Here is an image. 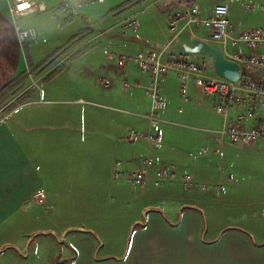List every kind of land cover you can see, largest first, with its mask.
Instances as JSON below:
<instances>
[{"label":"crops","instance_id":"obj_1","mask_svg":"<svg viewBox=\"0 0 264 264\" xmlns=\"http://www.w3.org/2000/svg\"><path fill=\"white\" fill-rule=\"evenodd\" d=\"M49 1L37 0L43 8L48 7ZM198 1L205 9L212 2ZM227 1L233 27L264 26V0ZM146 2L128 17L98 19L109 24L95 26L101 29L100 35L109 33L106 30L112 25L114 31L106 34L110 37L106 41L115 46H91L75 58L64 59L61 70L46 79L58 63L49 66L41 76L27 82L35 84L29 95L0 119V264L264 261V254L245 241L244 236H248L242 227L220 234L213 233V228L206 229V209L197 194L190 205L182 199L185 194L174 192L182 189L161 187L152 181L136 186L117 174L119 169L135 167L139 159L148 155L156 157L155 167L161 164L162 155L172 154L176 139L180 138L173 133L176 126L196 130L204 144L206 134L208 142L216 139L215 131L239 113L244 114L246 126L264 123L257 112L258 103L264 106L261 98L248 105H229L225 115L219 114L214 98L204 95L192 81L185 88L179 74L170 71L161 82L165 108L158 129L163 135V146L156 149L146 139L134 143L122 139L130 129L147 130L143 114L151 106L142 86H126L124 82L147 84L150 73L142 72L132 61L118 63L114 55L134 53L145 46L157 48L158 44L168 45L176 39L207 37V30L200 26L183 28L179 33L171 31L167 16L172 5L163 0ZM67 4L73 5L69 1ZM10 5L11 0H0V93L50 54L40 53L32 43L25 46L19 35L25 29L19 23L22 17L15 21ZM148 8L147 25L140 28L139 15ZM132 16L138 18L136 27L127 25ZM122 27L123 31H117ZM215 45L229 58L238 51L249 52L245 46ZM75 48L68 52L79 50ZM73 67L81 69L78 75H63ZM254 72L257 77L264 74ZM210 113L218 115L220 121L210 119ZM235 181H231L228 190L237 189ZM202 229L204 234L200 235ZM230 232L233 233L229 235ZM228 238L250 250V255L232 248L225 250L223 243Z\"/></svg>","mask_w":264,"mask_h":264},{"label":"rangeland","instance_id":"obj_2","mask_svg":"<svg viewBox=\"0 0 264 264\" xmlns=\"http://www.w3.org/2000/svg\"><path fill=\"white\" fill-rule=\"evenodd\" d=\"M146 1L105 0L89 2L87 6L73 4L69 7L68 4L63 5L64 0H61L62 5L61 2L59 4L50 0L47 8L23 16L19 20L20 26L29 31V36L23 39L25 46L28 48L32 43L40 53L50 52V54L16 77L0 93V119L8 116L17 104L29 95L30 87H34L35 84L27 82L41 76L49 66L58 63L46 79L61 70L60 65L63 64L64 59L75 58L91 46L108 43L115 46L110 40L108 43L106 41L107 37L110 38L106 34L114 31L111 30L112 25L106 30V32L110 31L109 33L100 35L101 29L97 30L95 26L109 27V24H102L98 19L128 17L135 13L139 6L147 3ZM149 12L150 8L139 15V27L147 25L146 17ZM123 29L124 27L117 31ZM77 45L81 48H75ZM116 46L126 48L122 45ZM74 48L79 50L73 54L68 52ZM192 55H196V58L203 56L200 53L190 54ZM76 68H71L63 75L74 78L78 75L77 71L81 70ZM257 112L260 122L263 121L264 106L261 103H258ZM209 118L219 121L221 119L214 113H210ZM216 127L220 128L219 125ZM217 131L216 139L208 142V134H206L207 139L201 144L196 130L176 126L173 133H176L175 137H180L176 139L178 143L172 154L162 155L161 161V164L173 170V178L163 183L161 187L169 185L174 189L184 190L174 192L185 194L182 199L190 205L193 196L197 194L206 209V217H204L206 229L213 228V233L220 234V231L223 233L242 227L248 238L244 235L242 237L244 236L249 247H254L262 255L264 254V146L253 148L235 146L217 135ZM189 175L191 180L187 182L186 178ZM232 180H236L235 185L238 190L230 191L231 187L227 189ZM194 189L204 191H192ZM208 189L216 191H206ZM204 199H207L208 203H205ZM203 231L202 229L200 235L204 234ZM232 233L230 232L229 235ZM258 264H264V261Z\"/></svg>","mask_w":264,"mask_h":264},{"label":"built area","instance_id":"obj_3","mask_svg":"<svg viewBox=\"0 0 264 264\" xmlns=\"http://www.w3.org/2000/svg\"><path fill=\"white\" fill-rule=\"evenodd\" d=\"M68 1L80 5L105 0H67L63 4L66 5ZM163 1L172 5L167 16V25L171 31L179 33L183 28L192 30L200 26L207 30L205 39L209 42L229 44L237 48L245 46L249 52L238 51L231 57L241 65V76L237 82L218 75L211 68L209 57L203 54L201 58H196V55L166 53L161 49L145 46L134 53L114 55L118 63L132 61L142 72L150 73L147 84L127 80L124 82L126 86H142L151 99V106L143 114V119L148 125L147 130L130 129L122 139L132 143L146 139L156 149H160L164 143L163 135L158 129L161 112L165 108L161 82L170 71L179 74L185 88L188 81H192L204 95L214 98L215 109L219 114L225 115L229 105H248L257 98H261L264 102V74L258 77L254 75V71H264V26L233 27L229 18L230 5L227 0H212L208 9H205L198 0ZM41 9L43 7L37 0H11L10 12L15 21ZM138 22V18L132 16L128 19L127 25L136 27ZM180 23L183 25L180 26ZM19 35L21 39H25L29 36V31L21 29ZM244 121V114L239 113L236 118L216 130L217 135L239 147L264 146V123L246 126ZM156 164L155 156H144L138 160L135 167L119 169L117 174L123 175L129 183L136 186H144L151 181L155 185H162L173 178L172 169L163 164L155 167ZM186 180L187 182L191 180L190 175Z\"/></svg>","mask_w":264,"mask_h":264},{"label":"water","instance_id":"obj_4","mask_svg":"<svg viewBox=\"0 0 264 264\" xmlns=\"http://www.w3.org/2000/svg\"><path fill=\"white\" fill-rule=\"evenodd\" d=\"M156 47L166 53L203 54L209 57L211 68L218 75L233 82H237L240 79L241 65L239 62L226 56L223 49L205 38L192 36L188 41L176 39L168 45L158 44Z\"/></svg>","mask_w":264,"mask_h":264},{"label":"bare ground","instance_id":"obj_5","mask_svg":"<svg viewBox=\"0 0 264 264\" xmlns=\"http://www.w3.org/2000/svg\"><path fill=\"white\" fill-rule=\"evenodd\" d=\"M186 234H187V233H185V235H186ZM223 246H224L225 248H227V249H225V250H228L229 248H230V249L232 248V250H234V251H242V252H245V253L248 254V255H250V253H251V251H250V250H246L245 247H241V248H240V243H238V242H236V241H232V239H229V238H228V242H227V240H226V242L223 243Z\"/></svg>","mask_w":264,"mask_h":264},{"label":"trees","instance_id":"obj_6","mask_svg":"<svg viewBox=\"0 0 264 264\" xmlns=\"http://www.w3.org/2000/svg\"><path fill=\"white\" fill-rule=\"evenodd\" d=\"M11 84V83H10Z\"/></svg>","mask_w":264,"mask_h":264}]
</instances>
